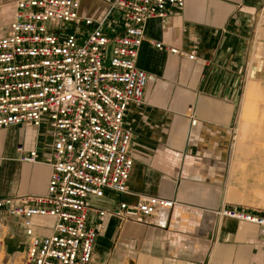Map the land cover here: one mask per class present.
Returning <instances> with one entry per match:
<instances>
[{"label": "crops", "instance_id": "obj_1", "mask_svg": "<svg viewBox=\"0 0 264 264\" xmlns=\"http://www.w3.org/2000/svg\"><path fill=\"white\" fill-rule=\"evenodd\" d=\"M108 10L104 0H82L80 13L97 23ZM15 12L14 5L0 37L9 31ZM80 29L85 36L90 30ZM103 29L109 35L123 33L121 15L113 13ZM144 34L137 65L149 75L146 100L131 105L126 114L134 133L129 193L107 190L92 203L98 209H118L121 203L137 204L141 197H158L176 205L165 229L107 217L95 245L96 261L264 264L259 228L216 215L226 208L264 216V200L253 195L245 179L255 165L234 163L235 135L243 117L264 112V0H185L180 14L148 21ZM158 43L194 52L196 60L160 51L154 46ZM192 119L196 126H191ZM49 131L45 120L40 129L0 130V199L46 193L53 142ZM240 150L237 146L236 153ZM33 151L37 163L23 162ZM97 222L92 213L90 223ZM14 228L24 237L18 223L9 219L6 238L13 239Z\"/></svg>", "mask_w": 264, "mask_h": 264}, {"label": "built area", "instance_id": "obj_2", "mask_svg": "<svg viewBox=\"0 0 264 264\" xmlns=\"http://www.w3.org/2000/svg\"><path fill=\"white\" fill-rule=\"evenodd\" d=\"M104 1L109 10L96 23L81 16L82 0H18L9 31L0 37V130L40 129L45 120L53 141L46 193L0 199V235L9 219L18 223L28 264H100L95 245L107 217L165 229L176 205L141 197L118 209L93 206L107 190L129 193L134 133L126 114L146 100L149 75L137 65L145 25L185 7V0ZM113 13L122 17L121 34L104 32ZM82 26L90 29L86 36ZM154 46L196 60L194 52ZM37 159L33 151L22 161ZM92 213L98 217L94 225ZM216 215L256 225L264 240V216L226 208Z\"/></svg>", "mask_w": 264, "mask_h": 264}, {"label": "rangeland", "instance_id": "obj_3", "mask_svg": "<svg viewBox=\"0 0 264 264\" xmlns=\"http://www.w3.org/2000/svg\"><path fill=\"white\" fill-rule=\"evenodd\" d=\"M15 3L16 0H13V3L0 1V29L2 31L8 25L7 18ZM68 29L69 27L64 29L66 31L63 32H68ZM46 133L47 131L44 129L40 134L41 136H39V140L44 141ZM11 138L8 137L5 140L6 153H10ZM237 142L242 143L238 154L236 153ZM234 155V163L242 166V168L250 164L254 168L255 165L256 171L249 172L250 174H247L245 179L249 187H252L253 195L264 200V112L260 114L258 111H252L249 115L243 117L235 135ZM260 205L264 207V202ZM13 231L15 233L13 239L8 236L6 238L5 233L0 235V238H2L0 240V264H28L25 239L19 228H14Z\"/></svg>", "mask_w": 264, "mask_h": 264}, {"label": "bare ground", "instance_id": "obj_4", "mask_svg": "<svg viewBox=\"0 0 264 264\" xmlns=\"http://www.w3.org/2000/svg\"><path fill=\"white\" fill-rule=\"evenodd\" d=\"M246 95H247V94H246ZM237 146H238V148H239V147L241 146V142H238V145H237Z\"/></svg>", "mask_w": 264, "mask_h": 264}]
</instances>
